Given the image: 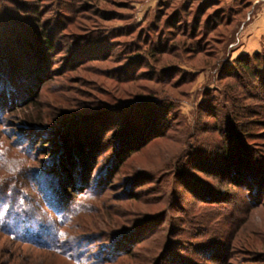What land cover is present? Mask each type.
<instances>
[{
  "label": "rangeland",
  "instance_id": "rangeland-1",
  "mask_svg": "<svg viewBox=\"0 0 264 264\" xmlns=\"http://www.w3.org/2000/svg\"><path fill=\"white\" fill-rule=\"evenodd\" d=\"M159 1L0 0V93L10 78L17 88L25 84L21 92L34 97L38 118L81 119L67 130L71 139H87L98 150L92 184L113 168L95 191L94 215L75 224L89 258L105 254L115 260L111 264H264V53L249 59L250 71L235 67L238 58L224 57L205 71L177 68L167 55L149 58L138 50L145 42L158 46L174 39L166 17L156 29L155 21L182 7L167 9ZM185 18L191 29L192 19ZM17 29L28 35L13 46L7 38ZM203 60L197 56L190 64L202 67ZM40 69L42 84L35 76ZM7 97H0V151L7 158V164L0 161V186L14 188L24 183L18 176L27 174L37 190L34 178L50 143L34 144L35 130L20 135L24 117H16ZM119 142L121 164L114 157ZM19 157L27 160L24 170ZM232 158L246 163L241 181L226 172H233ZM109 243L128 245L132 253L113 254ZM14 246L0 227V264L14 257Z\"/></svg>",
  "mask_w": 264,
  "mask_h": 264
},
{
  "label": "trees",
  "instance_id": "trees-1",
  "mask_svg": "<svg viewBox=\"0 0 264 264\" xmlns=\"http://www.w3.org/2000/svg\"><path fill=\"white\" fill-rule=\"evenodd\" d=\"M200 1L201 3H198ZM174 3L182 6L181 9L172 14L170 19L165 15L158 17L155 21L156 24L153 26L156 29L158 24L162 23V19L166 17L168 20H166L168 35L171 38L173 36L174 39L168 40L167 43L160 42L158 46H155L154 42L149 44L147 41V43H144L143 48L140 47L138 50L144 51V54L148 55L147 57H153L156 61L157 56L167 55L179 63L176 66L177 68L186 66L199 71L211 69L212 66L216 68L224 57H230V45L234 42L235 33L246 21L247 14L251 9V6L245 0H160L158 5L166 6L168 9V7L174 6ZM195 5L211 6L213 11L207 14V9L197 8L194 10L193 6ZM185 17L192 19L191 22H187L188 25L190 23L191 29L181 21V18L186 19ZM3 31L2 28L0 36H2ZM165 33L166 30L162 32L163 35H166ZM27 35L28 31L17 29L15 33L6 38L9 44L13 43V46H17L16 39L19 37L24 39ZM42 40H44V44L48 46L49 50L53 49L51 47L52 39L49 36L43 35ZM25 46L27 45L25 44ZM31 50L35 51L36 49L32 46ZM263 53L241 56L236 59L234 65L242 71H250L249 59L259 60ZM14 54H9V56L12 57ZM16 54L20 57V52H16ZM197 56L204 59L202 64H205V66L197 67L190 64ZM20 74L24 79L27 75L30 76L23 72ZM36 74V81L41 80V84L44 83V78L40 76L43 75V70L40 69ZM5 82L2 87H5L6 94L0 93V97L8 95L7 106L10 109L15 107L16 112L18 111L16 117L19 116L18 118L21 119L23 115L25 123L22 124L23 128L20 129V135L26 136V134H29V130H35L37 136L33 135L31 137L34 144L43 139L50 143H45L49 146L43 153L48 159L41 161L42 166L38 169L34 178L38 185L37 190L28 183L30 178L27 174L18 176L17 180L21 179L24 183L14 188L0 186V227L3 230V235L11 242L16 243L14 257L10 255L7 264H37V261H39V264L114 263L115 260L105 254V257L101 256L100 260L94 261L93 257L89 258V254H86L81 248V244H79L83 236L75 234V231H77V225L75 224H85L91 218L90 215H94L93 208L95 207L93 205L99 199V195L95 191L110 178L113 168H108L103 174L95 177L92 184L91 176L95 170L96 157L99 155L98 150L87 139H82L79 142L71 139L73 136L67 130L72 125L80 122L81 119L64 121V119L58 118V120L52 122L46 119L42 120L37 115V102H31L34 97L25 96V92H21L25 89V84L17 88L11 84L10 78ZM13 90L15 91L14 94H12ZM11 95L13 96L10 97ZM3 101L0 102V107L4 106L3 103L5 102ZM142 102L143 100L139 99L132 104ZM120 145L119 142L115 146L117 147L116 151L114 150V157L118 158L119 164L122 163L124 153ZM134 149V151H137L139 145ZM129 152H132V150ZM130 155L131 153L128 154V156ZM238 157L240 156L238 155ZM241 157L243 159V154H241ZM233 160V163H236L235 165L231 164L234 168L233 172H230L229 169L226 172L229 176L231 175V179L234 177L233 179L241 181L239 171L241 168L246 167V163L240 162L239 159V161ZM19 162V168L24 170V164L26 165L27 160L19 157ZM183 175V172H181L180 177H183ZM33 191H37L39 196L29 197L27 193H33ZM125 235L126 233L118 234L115 238L121 239ZM89 236L95 237L96 240L99 239V235L96 234ZM109 244V252L113 254L122 252L129 257L132 253V248L128 245ZM68 245H71V247L68 248ZM4 246H6V243Z\"/></svg>",
  "mask_w": 264,
  "mask_h": 264
},
{
  "label": "crops",
  "instance_id": "crops-1",
  "mask_svg": "<svg viewBox=\"0 0 264 264\" xmlns=\"http://www.w3.org/2000/svg\"><path fill=\"white\" fill-rule=\"evenodd\" d=\"M245 1L251 9L230 45V58L233 59L264 52V0Z\"/></svg>",
  "mask_w": 264,
  "mask_h": 264
},
{
  "label": "snow or ice",
  "instance_id": "snow-or-ice-1",
  "mask_svg": "<svg viewBox=\"0 0 264 264\" xmlns=\"http://www.w3.org/2000/svg\"><path fill=\"white\" fill-rule=\"evenodd\" d=\"M0 161H3L5 164H7L6 153L3 151H0ZM13 171H15V169H13Z\"/></svg>",
  "mask_w": 264,
  "mask_h": 264
},
{
  "label": "built area",
  "instance_id": "built-area-1",
  "mask_svg": "<svg viewBox=\"0 0 264 264\" xmlns=\"http://www.w3.org/2000/svg\"><path fill=\"white\" fill-rule=\"evenodd\" d=\"M250 19V18H249Z\"/></svg>",
  "mask_w": 264,
  "mask_h": 264
}]
</instances>
